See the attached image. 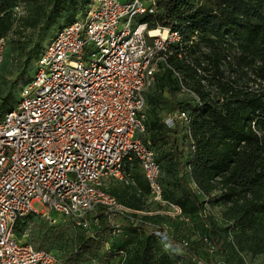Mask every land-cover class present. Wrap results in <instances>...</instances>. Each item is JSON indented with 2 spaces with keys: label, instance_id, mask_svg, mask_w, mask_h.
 I'll return each mask as SVG.
<instances>
[{
  "label": "trees",
  "instance_id": "16d2710c",
  "mask_svg": "<svg viewBox=\"0 0 264 264\" xmlns=\"http://www.w3.org/2000/svg\"><path fill=\"white\" fill-rule=\"evenodd\" d=\"M153 2L154 13L140 20L147 24L149 31L169 28L180 36V42L168 48L170 67L165 66L156 75L154 86L157 85L158 93H146V102L152 108L150 116L147 119L145 116L146 132L139 136L153 147L161 164L163 197L181 209L182 217L175 218L181 221L198 214L202 216L210 204L220 205L229 229L246 239L256 253L264 255V0ZM91 3L92 0H0V41H8L9 34L14 32L22 36L28 29L36 30L35 46L29 50L20 39L12 42L25 52L26 65L31 59L30 51L39 59L46 48L42 42L48 40L59 18L66 15L67 22L57 27L58 30L73 22L74 15L79 10L85 12ZM19 4L27 5L29 11L16 29L13 9ZM176 74L195 96L181 94ZM18 79L19 75L13 83L17 84ZM165 90L184 98L169 103L162 98ZM12 97L13 92L8 91L2 106L7 107ZM157 104L171 110L162 116ZM181 112L189 114L190 122L175 118L172 127L165 123L168 115ZM181 130L189 140L188 156L178 153L176 137ZM171 137L175 158L163 165L165 156L159 150L168 145ZM176 169L190 178L194 189L185 177L176 176ZM126 173L133 181L130 183L135 184L137 180L139 189L151 196L137 162L128 163ZM97 212L89 229L69 221L70 228L79 230L74 234L75 248L70 254L63 250L59 255L50 250L49 233L44 235L41 244L33 245L54 254L59 264H110L116 256L120 258L118 264H196V257L204 259L192 252L191 247L186 252L179 246H169L167 237L147 225L164 227L153 223V217L130 214L117 219L115 225L109 222L103 209ZM211 216L205 215L204 221L213 233L215 224ZM31 217L39 216L28 218ZM22 222L16 226L17 236ZM65 230V227L55 229L57 239L65 235ZM107 230L124 237L115 252L103 248L101 235ZM203 240L209 242L206 236ZM135 242L136 247L131 248ZM210 250L214 252L213 248Z\"/></svg>",
  "mask_w": 264,
  "mask_h": 264
},
{
  "label": "built area",
  "instance_id": "2783aa9c",
  "mask_svg": "<svg viewBox=\"0 0 264 264\" xmlns=\"http://www.w3.org/2000/svg\"><path fill=\"white\" fill-rule=\"evenodd\" d=\"M153 4L92 0L84 16L62 27L44 49L19 103L0 115V264H59L51 252L18 239L16 226L31 215L51 223H58V215L88 229L99 209L112 224L130 214L147 215L107 189L113 179L133 182L128 163L140 165L152 200L161 207L156 214L182 217L163 197L155 150L139 138L146 132V93L170 67L168 48L180 42L169 28L153 36L140 20L154 13ZM6 44L7 39L0 41V64ZM176 75L181 94L195 96ZM175 118L190 122L184 112L164 121L172 127ZM153 227L169 246L190 250L187 239ZM195 263L209 264L198 257Z\"/></svg>",
  "mask_w": 264,
  "mask_h": 264
},
{
  "label": "rangeland",
  "instance_id": "374dc122",
  "mask_svg": "<svg viewBox=\"0 0 264 264\" xmlns=\"http://www.w3.org/2000/svg\"><path fill=\"white\" fill-rule=\"evenodd\" d=\"M28 6L25 4H19L13 9V18H15V23L19 29L22 20L28 15ZM85 12L78 11L74 15V19L82 18ZM67 22L66 15L62 16L56 21L53 30L48 34V40L42 42L43 48L47 47L52 38H54L58 33L59 26ZM139 22V18L134 21V25ZM124 27V24H120V29ZM57 28V29H56ZM36 30L28 29L24 31L22 36L17 33L9 34V39L5 46L4 60L0 64V115L5 114L8 109L14 108L21 99L22 89L30 82L31 75L36 71L35 65L38 63V59L34 51H30L31 59L28 64L25 63L26 55L18 47L14 46L12 42L14 40H21L26 43V49L29 50L30 47H34V40ZM34 50V49H33ZM37 59V60H36ZM33 71V72H32ZM19 75L18 83L14 84L13 81ZM8 91L13 92V97L10 98V103L7 107L2 106V99L6 96ZM158 93V88L152 86L147 94L154 95ZM162 98L174 102H180L184 98L177 92H171L165 90L162 93ZM159 113L165 116L171 109L163 104H157ZM151 106L146 102L145 116H150ZM177 140L179 144L178 153H183L188 156L189 140L181 130L177 135ZM161 156H165L163 165L173 162L174 148L172 137L167 146L159 150ZM185 160V157H183ZM140 177V175L138 174ZM176 176L185 177L187 184L191 189H194V184L191 182L190 178L181 170L176 169ZM138 181L136 183H127L124 180H115L111 183L110 189L112 193L120 199L125 205L134 209H144L147 216L153 217L152 222L155 224H160L168 229L172 236L176 239H188L190 241V247L192 252L198 256L203 257L209 264H264V255L256 253L251 245L246 239L241 238L236 231L229 229L227 217L224 214L223 209L220 205L215 203L210 204L206 208L205 213L201 215H196L189 218L188 221H181L178 219H172L166 215L156 214L160 210V206L153 202L149 193L143 189H139ZM34 208L39 212L43 210L41 205L36 203ZM167 210V209H165ZM205 215H212V220L215 224L214 232L211 233L208 230V225L204 221ZM56 216V215H54ZM58 223H51L49 220L42 217H31L24 220L21 224V230L18 234V239L21 242H29L34 245H39L46 233H49L50 242L48 248L59 255H62L63 250L70 254L75 248V242L73 240L74 234L79 231L77 228L69 227V219L61 216H56ZM151 221V220H149ZM153 225L152 223H149ZM65 227V235L61 239H57L58 234L55 232L56 228ZM154 229L153 226H150ZM128 231V229H127ZM127 234V232H126ZM134 235V234H132ZM128 234V236H132ZM141 236V234H140ZM204 236L209 238V242H204ZM104 240L103 248L105 250H112L115 252L119 249L124 241L123 236H117L113 234L110 230H107L101 235ZM210 238H213L212 241ZM137 242V241H136ZM136 242L131 246V248L136 247ZM210 243V244H209ZM214 250L212 251L210 249ZM131 251V250H130ZM132 252V251H131ZM169 254L174 255L175 251H168ZM119 257L116 256L110 260V264H118ZM98 263V262H97ZM89 264V263H88ZM100 264V263H98ZM102 264V263H101Z\"/></svg>",
  "mask_w": 264,
  "mask_h": 264
},
{
  "label": "crops",
  "instance_id": "0c3cea01",
  "mask_svg": "<svg viewBox=\"0 0 264 264\" xmlns=\"http://www.w3.org/2000/svg\"><path fill=\"white\" fill-rule=\"evenodd\" d=\"M115 180H118V179H113V180H110V181H108L107 182V189H108V191L110 192V193H112V191H111V189H110V185H111V183L113 182V181H115ZM113 194V193H112ZM118 198V197H117ZM119 201H120V199H118ZM121 202V201H120Z\"/></svg>",
  "mask_w": 264,
  "mask_h": 264
},
{
  "label": "bare ground",
  "instance_id": "6f19581e",
  "mask_svg": "<svg viewBox=\"0 0 264 264\" xmlns=\"http://www.w3.org/2000/svg\"><path fill=\"white\" fill-rule=\"evenodd\" d=\"M151 33L153 36H158L160 34L158 30H152Z\"/></svg>",
  "mask_w": 264,
  "mask_h": 264
}]
</instances>
